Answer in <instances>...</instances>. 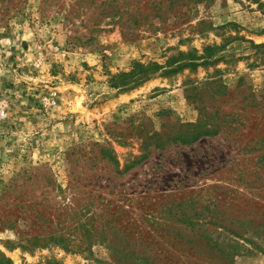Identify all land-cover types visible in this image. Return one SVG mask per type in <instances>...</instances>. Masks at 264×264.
<instances>
[{
  "label": "rangeland",
  "instance_id": "obj_1",
  "mask_svg": "<svg viewBox=\"0 0 264 264\" xmlns=\"http://www.w3.org/2000/svg\"><path fill=\"white\" fill-rule=\"evenodd\" d=\"M0 107V259L264 264V0H0Z\"/></svg>",
  "mask_w": 264,
  "mask_h": 264
},
{
  "label": "built area",
  "instance_id": "obj_2",
  "mask_svg": "<svg viewBox=\"0 0 264 264\" xmlns=\"http://www.w3.org/2000/svg\"><path fill=\"white\" fill-rule=\"evenodd\" d=\"M55 95H57V92H55ZM6 109L3 107H0V120L6 118Z\"/></svg>",
  "mask_w": 264,
  "mask_h": 264
},
{
  "label": "trees",
  "instance_id": "obj_3",
  "mask_svg": "<svg viewBox=\"0 0 264 264\" xmlns=\"http://www.w3.org/2000/svg\"><path fill=\"white\" fill-rule=\"evenodd\" d=\"M0 264H13L10 259H0Z\"/></svg>",
  "mask_w": 264,
  "mask_h": 264
}]
</instances>
